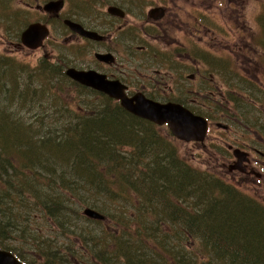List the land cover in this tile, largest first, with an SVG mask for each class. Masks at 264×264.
Segmentation results:
<instances>
[{
  "label": "trees",
  "instance_id": "1",
  "mask_svg": "<svg viewBox=\"0 0 264 264\" xmlns=\"http://www.w3.org/2000/svg\"><path fill=\"white\" fill-rule=\"evenodd\" d=\"M261 24L264 28V16ZM66 63L43 59L34 68L15 63L22 79L17 84L13 78L8 92L0 90V200L6 207H0V217L9 221L6 226L20 229L18 235L29 232L9 217L29 219L36 211L72 235L80 253L88 254L100 239V247L112 250L91 249V264H264V201L189 165L168 131L72 82L65 75ZM14 76L11 70L3 79ZM256 88L259 94L248 99L235 95L232 105L234 111L242 100L241 115H246L260 112L255 109L260 104L263 113L257 116L262 118L239 120L264 138V91ZM70 101H76L74 109ZM17 109L29 111L28 119L18 118ZM102 123L106 127L97 130ZM54 172L67 178L52 179ZM85 183L87 188L79 186ZM75 199L80 209L103 214L104 222L114 220L121 236L80 226L81 215L71 211ZM6 233L0 226V246L11 251L2 244ZM31 233L19 249L35 247L28 248L31 264L87 263L71 261L69 245L61 248ZM16 253L23 258L24 253Z\"/></svg>",
  "mask_w": 264,
  "mask_h": 264
},
{
  "label": "flooded vegetation",
  "instance_id": "2",
  "mask_svg": "<svg viewBox=\"0 0 264 264\" xmlns=\"http://www.w3.org/2000/svg\"><path fill=\"white\" fill-rule=\"evenodd\" d=\"M0 1V28L11 38L5 10L9 11L12 0ZM258 1L260 13L256 17L257 22L264 16V0ZM50 2L63 4L58 12L49 13L44 7ZM250 3L251 0H18L22 12L35 13L31 21H23V31L36 23L48 27L50 35L40 50L46 51L45 47L53 35L59 50L64 47L69 51L68 47L72 44L87 45L92 59L90 62L79 59L73 67L96 71L110 81L120 82L127 88L128 97L141 94L162 104L178 103L195 114L204 115L211 130L213 120L220 118L213 114L234 103L233 99L239 95L237 90L242 84L249 82L264 91V72L243 76L238 63L229 66L224 60L232 63V49H237L239 45L237 51L243 55L240 54L239 59L244 58L264 69V35L254 31ZM90 8L94 9V15L101 21L92 20L87 11ZM112 8L117 9L116 14L109 11ZM246 13L250 14L251 20L244 19ZM67 21L97 33L100 39L90 40L79 36L69 28ZM7 37L5 41L2 39L4 45L14 47ZM232 38L239 42H233L229 49L231 55L223 58L220 55L224 51L220 49L224 42ZM18 46L26 48L20 44V39ZM97 54L110 57L101 61ZM136 55L141 57L140 61ZM11 58L3 59L14 66L16 59ZM215 75L218 79L213 78ZM228 75L237 80L233 78L234 83L226 87L225 76L227 78ZM197 78L199 85L194 84ZM191 95L194 98L191 99ZM221 115L220 120L225 122L226 113ZM229 119L224 123L227 126L224 130L228 134L213 139L207 136V143L202 144L204 150L217 154L223 152L222 147L227 144L228 151L240 149L264 157V138H261L260 132L252 128L242 129L236 124L232 127L230 121L236 118ZM218 124L217 128L220 129ZM247 130L254 139L246 135ZM257 137L259 139H255ZM213 141L217 146L210 144ZM257 163L260 161L252 157L251 165ZM248 172L249 167L245 174Z\"/></svg>",
  "mask_w": 264,
  "mask_h": 264
},
{
  "label": "rangeland",
  "instance_id": "3",
  "mask_svg": "<svg viewBox=\"0 0 264 264\" xmlns=\"http://www.w3.org/2000/svg\"><path fill=\"white\" fill-rule=\"evenodd\" d=\"M5 1V0H3ZM1 4V1H0ZM107 4V2L105 1V5ZM250 7H251V12L253 13V22H252V26L254 28V31L257 34V31L260 32L259 30V24L257 23L256 17L257 15L260 13V2L258 0H251L250 3ZM106 8V6H105ZM107 9V8H106ZM94 9H88L87 11L91 14V18L94 22H99L101 21L100 18L96 17L94 15ZM1 13V11H0ZM11 14V16H9ZM12 14H16L12 17ZM5 15H6V22L8 23L9 28H7V30H9L11 32V38L9 36V38L5 35L4 30L0 28V58H11V57H15L16 59V66L17 65H21L23 66V64H29L31 66V68H34L38 65V63L42 60V58H44V55H48L49 53L52 52V56L50 58V60H52V63H56L58 61V59L60 58V56L66 55L67 59H68V63L69 65H77V61L80 59V61L82 62L83 60H87V62H90V60L92 59V55L90 54V49L88 48L87 45L84 46L83 45H76V44H72L71 46L68 47L69 51H67L66 53H64V47H62L60 50L58 48V45L55 44L54 41V35L53 38L47 43L46 51H42L40 49H37V51H30L27 48H23L18 46L19 43V39H20V33L24 30L25 28V23L26 21H31L34 18L35 13L34 12H29V13H24L21 11V7L18 4V0H12L10 3V9L5 10ZM244 19H248L251 20L250 18V14H245ZM224 20V18H223ZM220 24L224 27L223 21L220 22ZM8 32V31H7ZM56 36V34H55ZM5 37H7V39L9 41H11L13 43L12 48H9L8 46L4 45L5 41ZM3 39V41H2ZM234 38H232L229 42H224L223 44V48L220 49L221 51H224L220 56H222L223 58L228 55L230 56L231 54H229V49L232 45L233 42H239L238 39H236L235 41ZM240 49L239 45L237 49H232V51H234V55H232V57L230 58V60H232V63L229 62V60L224 59L225 60V64L229 65V66H233L234 62L238 63V67L240 69V72L242 73L243 76H253L256 73L262 74L264 72L263 68H260V66L255 65L254 63H249L246 61V59H239L240 58V54L237 50ZM12 51V52H11ZM231 51V52H232ZM241 56L243 57V55L241 54ZM137 59L140 61L141 57L139 55H136ZM0 59V81L4 84V89L1 90L3 93L5 91L8 92L7 89H13L14 87L10 86V81L13 78H20L22 79L21 75L19 73H16L17 69L16 67H14L13 65H9L7 64V60H2ZM13 59V58H11ZM135 64H137V62L135 61ZM205 67H210L209 65H205ZM11 70L14 71L15 76L14 77H10V78H4L3 77L5 75H7ZM230 75V73H229ZM229 75L225 76V84L226 87H229L230 84L234 83V79L235 81L237 80V78L233 77L232 79L229 78ZM264 76V75H263ZM200 78V77H199ZM199 78H197L194 82V84L199 85ZM211 78V76L209 77ZM214 79H218V76L215 75L213 77ZM17 84H18V80H17ZM241 89V93L245 96H241L240 94L238 96L245 98H251L253 97V94H256V91H251V93H249L248 89H254L252 87V85L249 82H245V84H242L240 86ZM255 90V89H254ZM248 94H251L249 96H247ZM74 98H76V94H73ZM191 99L194 98V96L191 95L190 97ZM75 104L76 101L72 102L70 101V107L72 109L75 108ZM240 107H238L236 110L233 111V106L228 104L227 108H224L223 110H219L220 113H215L213 115H219L220 118L223 117V115L225 116V114L221 115V113H224L223 111L226 109L228 112L226 113V117L224 118L226 119L225 122L227 123V119H229L230 117L236 118L233 121L230 122H237L238 118H241V114L245 111L244 110V105L242 104V100L240 101ZM4 109V108H2ZM255 109L260 110V112H249V113H245L246 116H248L249 122L254 121V123L257 121L258 118H262L263 115L257 116L258 114L263 113V109L260 107V104H256ZM29 111L27 110H21V109H17L16 111V115H18V118L21 119H28V113ZM236 116V117H235ZM213 120V127L211 132L208 134V138H216L217 136L220 135H224V134H228L227 132H225V130H221L217 128V124L218 125H222L225 122L223 120ZM230 120V119H229ZM232 124V123H230ZM239 125V128H244L242 125V123H240L238 121L237 123ZM233 127V125H231ZM237 128V127H236ZM245 129V128H244ZM164 130H167V127H164ZM170 133V132H169ZM235 133V132H234ZM249 135L251 138L254 139V137L249 134L248 130L246 135ZM232 135V134H231ZM169 137V136H168ZM173 137V136H172ZM170 141L173 142V147L177 150V154H179L189 165H192L193 167L203 171L206 170L210 173L216 174L220 177H222L225 181H227L228 183L236 186L237 188H239L241 191H243L245 194L249 195V196H253L255 197L257 200L259 201H264V162H261L262 167L261 168H257L255 165H252L255 169L257 173H261L260 176H255V173H248V174H241L239 172L237 173H228L227 171V167L230 164H233V162H235L233 156H232V152L228 151L226 149L227 144H224L222 149H219L223 152H217V154H214L213 152H210L208 150H204L202 143L201 145H196L194 143H190V144H186L184 142H180V141H176L173 140L171 138V136L169 137ZM207 143V141H206ZM211 145H216V142L213 141L210 143ZM217 146V145H216ZM264 152V151H263ZM263 161V160H262ZM227 167H226V166ZM225 166V167H224ZM251 166H249L250 168ZM75 181V180H74ZM75 202V206H73L72 204V208L71 211L73 212L74 208L76 209L77 214L81 215L82 218H80V226H87L89 229H93L92 231L96 234L97 232H102L104 233V231H109V232H119V235L121 236L122 231L121 229H119L120 227L118 225L115 224V221L110 220L108 222H102L101 226L96 225V223H87L85 222L84 219H86L84 217V215H82V211L84 208H81V201L80 200H74ZM70 204V203H69ZM34 208V207H33ZM80 209V210H79ZM68 213V212H67ZM66 213V214H67ZM29 219L26 218H22L21 220H19V223L21 225V228L25 226V228L29 229L25 230L24 232H22V234H17V232H20V229H13L10 227H7L5 223L9 222L8 220H2L0 217V226L3 228V230H7V234L11 233V236L9 239L4 240L3 244L8 246L10 249H17L16 251L19 252L21 255L23 254L24 256H26V258L28 260L32 259L33 253L28 251V248H30L31 251H34L35 247H26V249L22 251H20L19 249H21V245L22 240L26 239L29 237V235H32L31 231L34 232H38L39 237H44V239H49L50 242L54 243L53 245L55 246H59V247H63V246H68L70 247V250H72L74 252L73 256H70V260L71 261H75L76 258L85 261L87 263L85 264H91L90 262H92L91 260V249L88 248V254L87 253H80V249L81 246H79V242L77 240H75L72 235H67L61 230V228H58L57 226L55 227V225L51 222H49L47 220V217L43 216V214H40L39 212H33L31 214V216H29ZM71 220V216H67V221ZM66 221V222H67ZM4 223V224H3ZM78 224V223H77ZM75 224H72V226ZM83 226V227H84ZM67 231H71V229L66 230ZM100 235V233H99ZM101 237V235H100ZM95 242V241H94ZM103 248H107L105 246L100 247L99 245L97 246V250L99 252L102 253V251L105 249ZM108 250H112V248L108 247L107 248V252ZM106 253V252H105ZM22 255V256H23ZM51 262L55 261L54 257H51L49 259ZM37 262H41L42 259L37 258L36 259ZM76 262V261H75ZM36 264V263H34Z\"/></svg>",
  "mask_w": 264,
  "mask_h": 264
},
{
  "label": "water",
  "instance_id": "4",
  "mask_svg": "<svg viewBox=\"0 0 264 264\" xmlns=\"http://www.w3.org/2000/svg\"><path fill=\"white\" fill-rule=\"evenodd\" d=\"M62 2L57 4L56 2H50L44 7V10L49 13L54 11L58 12L62 7ZM116 8H112L109 11L116 14ZM67 24L75 32L80 35L91 39L98 38L97 33L85 31L78 24L68 21ZM49 33L45 26L41 24L31 25L25 30L21 37L22 44L30 49L37 50V48L43 46V41L48 37ZM109 55L97 54V58L101 61H106ZM66 75L75 82L85 85L88 88L98 90L109 96L111 99L120 101L122 107L130 114H134L140 119L148 120L159 126H168L172 131L174 137L180 141L190 142H205L207 134V121L203 117L195 116L190 110L182 107L179 104L165 103L152 101L145 98L143 95H137L133 98H128L125 95V87L120 82L108 81L106 76L100 75L92 71H79L76 68L68 69ZM245 153L236 149L234 156L237 159V163L230 167V171L240 170L246 163ZM83 215L89 220L101 221L105 220V216L99 214L96 210L90 208L83 211ZM0 264H20L12 253H8L0 250Z\"/></svg>",
  "mask_w": 264,
  "mask_h": 264
},
{
  "label": "bare ground",
  "instance_id": "5",
  "mask_svg": "<svg viewBox=\"0 0 264 264\" xmlns=\"http://www.w3.org/2000/svg\"><path fill=\"white\" fill-rule=\"evenodd\" d=\"M0 90H3L4 89V84L0 81ZM241 116V119L242 120H244V121H246V119H248V116H246V115H240ZM236 117V116H235ZM233 118H234V116H233ZM240 117L237 119L239 122H240ZM236 121V120H235ZM238 121L237 122H230V123H232L231 125H233V124H236V125H238L237 123H238ZM242 124H243V126H245L244 125V122H241ZM104 127H106L103 123L102 124H100L98 127H97V130L98 129H102V128H104ZM219 127H220V129L221 130H224V128H227V126H226V124H222V125H219ZM238 127H239V125H238ZM248 128V127H247ZM111 129H113V127H111ZM259 137H257V138H255V139H258ZM130 139H128L127 141H129ZM264 150H262V152H263ZM264 153V152H263ZM38 163V162H37ZM36 167H37V169L38 170H41L40 168H38V166H37V164H36ZM64 178H67V175L66 174H62V173H60ZM61 175H58V173L57 172H54V174H52V179H55V178H58L59 176H61ZM86 186V188L88 187V184L87 183H85V184H80L79 186ZM3 202H2V200H0V207H2L3 209H6V207H4V205L2 204ZM53 211H54V209H53ZM103 215V214H102ZM104 216V215H103ZM85 217V216H84ZM10 221L11 222H13V223H15V224H18L19 223V220H21V218L18 216V215H10ZM96 222H100V221H96ZM10 236L11 235H9V234H5V236H4V238L7 240V239H9L10 238ZM98 238H100V237H98ZM100 240V239H99ZM98 240V241H99ZM98 241H95V242H92V244H91V247H94V245L96 244V246L94 247V248H90V249H93V250H97L96 248H97V246H98ZM89 247H90V244H89ZM98 251V250H97Z\"/></svg>",
  "mask_w": 264,
  "mask_h": 264
}]
</instances>
